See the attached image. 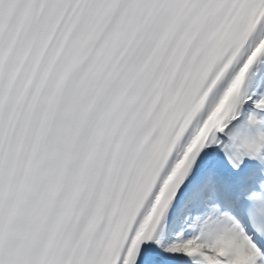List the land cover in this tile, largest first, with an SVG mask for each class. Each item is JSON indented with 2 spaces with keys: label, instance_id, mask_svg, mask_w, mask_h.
<instances>
[{
  "label": "snow or ice",
  "instance_id": "snow-or-ice-1",
  "mask_svg": "<svg viewBox=\"0 0 264 264\" xmlns=\"http://www.w3.org/2000/svg\"><path fill=\"white\" fill-rule=\"evenodd\" d=\"M0 264H264V0H0Z\"/></svg>",
  "mask_w": 264,
  "mask_h": 264
}]
</instances>
